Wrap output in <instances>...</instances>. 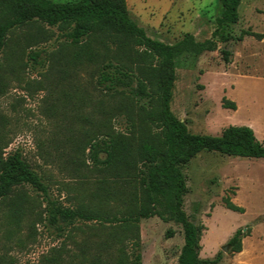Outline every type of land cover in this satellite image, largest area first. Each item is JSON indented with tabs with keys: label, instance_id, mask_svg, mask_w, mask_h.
Masks as SVG:
<instances>
[{
	"label": "rangeland",
	"instance_id": "1",
	"mask_svg": "<svg viewBox=\"0 0 264 264\" xmlns=\"http://www.w3.org/2000/svg\"><path fill=\"white\" fill-rule=\"evenodd\" d=\"M126 1L132 19L151 38L167 44L188 33L197 41L211 38L222 12L219 0ZM250 4L258 16L263 0H242L239 22L227 30L230 40L217 38L216 51L185 54L177 60L171 110L191 133L219 136L231 125L249 126L264 143V82L233 78L239 72L264 78V44L246 35L263 31L247 23ZM66 45L56 28L41 23L10 33L0 58V74L7 83L0 95V131L8 143L5 151H20L49 186L52 198L74 207L90 201L102 176L89 162L77 172L66 154L73 143L97 132L105 102L94 85L96 68L75 66ZM223 49L232 53L229 64ZM225 98L236 103L237 110L226 108ZM128 124L124 115L112 122L116 133L126 132ZM182 171L188 187L185 211L204 227L200 257L213 259L221 252L220 264H264V159L202 152ZM28 193L35 199V214L23 220L12 240L5 237L7 227L0 226V257L5 264H42L61 245L38 217L44 197L31 189ZM226 196L245 213L226 209ZM6 211L0 201V220ZM240 228L247 235L242 251L233 253L228 242ZM141 237L143 264H178L184 245L179 224L158 217L142 220Z\"/></svg>",
	"mask_w": 264,
	"mask_h": 264
},
{
	"label": "trees",
	"instance_id": "2",
	"mask_svg": "<svg viewBox=\"0 0 264 264\" xmlns=\"http://www.w3.org/2000/svg\"><path fill=\"white\" fill-rule=\"evenodd\" d=\"M219 2L222 12L211 38L197 41L188 33L167 44L151 38L132 19L126 0H0V58L14 30L34 23L56 28L70 49L71 62L96 68L94 85L105 102L97 132L73 143L66 154L77 172L89 162L102 176L90 201L74 207L52 198L49 186L20 151H5L8 143L0 131V201L7 209L0 226L7 227L8 240L35 214L31 189L44 197L40 221L62 240L42 264H143L141 221L154 217L182 227L178 264L221 263V252L213 259L200 257L204 227L185 211L188 187L182 168L202 152L264 159V143L249 126L231 125L219 136L191 133L171 110L177 60L216 51L217 38L229 41L228 28L239 22L242 0ZM246 35L264 39L251 31ZM222 53L225 63H231L232 53ZM32 57L37 60L39 55ZM6 87L0 74V95ZM224 106L237 110L226 98ZM120 115L129 123L124 133L112 126ZM223 203L228 210L245 213L228 196ZM246 235L240 228L229 240L233 253L242 251ZM0 264H5L3 257Z\"/></svg>",
	"mask_w": 264,
	"mask_h": 264
},
{
	"label": "crops",
	"instance_id": "3",
	"mask_svg": "<svg viewBox=\"0 0 264 264\" xmlns=\"http://www.w3.org/2000/svg\"><path fill=\"white\" fill-rule=\"evenodd\" d=\"M261 6H262L261 11L257 16V15H253L254 14V11H253L254 4H250V10H251L252 15L250 16L247 23L249 25L255 24V28H257V26H261L263 28V31H258V29H255L256 31H253V32L264 35V0H263V4H261ZM257 41L264 44V39L261 41H259V40H257ZM233 78H240V79H244V80H248V81L249 80L250 81H256L257 83L262 82V81L264 82V78H260L258 75H252V74L241 73V72H239L237 75H233Z\"/></svg>",
	"mask_w": 264,
	"mask_h": 264
},
{
	"label": "water",
	"instance_id": "4",
	"mask_svg": "<svg viewBox=\"0 0 264 264\" xmlns=\"http://www.w3.org/2000/svg\"><path fill=\"white\" fill-rule=\"evenodd\" d=\"M223 250H224L225 252H227V251H228V246H225V247L223 248Z\"/></svg>",
	"mask_w": 264,
	"mask_h": 264
}]
</instances>
